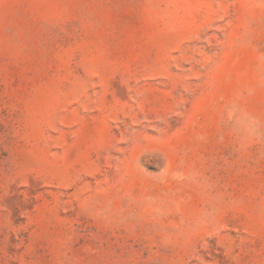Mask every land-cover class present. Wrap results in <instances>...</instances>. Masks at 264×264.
<instances>
[{
	"label": "rangeland",
	"instance_id": "obj_1",
	"mask_svg": "<svg viewBox=\"0 0 264 264\" xmlns=\"http://www.w3.org/2000/svg\"><path fill=\"white\" fill-rule=\"evenodd\" d=\"M0 264H264V0H0Z\"/></svg>",
	"mask_w": 264,
	"mask_h": 264
}]
</instances>
